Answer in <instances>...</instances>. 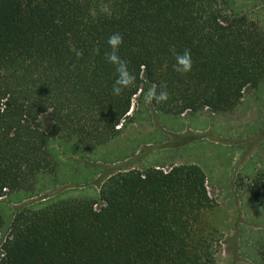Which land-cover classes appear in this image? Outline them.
<instances>
[{
    "label": "trees",
    "instance_id": "obj_1",
    "mask_svg": "<svg viewBox=\"0 0 264 264\" xmlns=\"http://www.w3.org/2000/svg\"><path fill=\"white\" fill-rule=\"evenodd\" d=\"M114 32L136 76L120 96L103 57ZM185 49L193 66L181 75L173 65ZM262 82L264 30L229 0H0V197L34 195L40 176H56L46 112L54 135L93 150L120 133L133 99L150 88L169 93L151 103L156 110L180 115L231 111ZM207 180L195 163L119 170L99 200L25 205L0 264H216L219 230L203 222L216 204ZM246 186L264 210V171ZM3 224L0 212V232ZM259 254L264 264V246Z\"/></svg>",
    "mask_w": 264,
    "mask_h": 264
},
{
    "label": "rangeland",
    "instance_id": "obj_2",
    "mask_svg": "<svg viewBox=\"0 0 264 264\" xmlns=\"http://www.w3.org/2000/svg\"><path fill=\"white\" fill-rule=\"evenodd\" d=\"M229 3L234 12L248 14L264 30V0ZM40 119L58 160L56 176H40L41 190L34 195L7 191L0 197L4 220L0 250L15 213L25 205L36 210L63 199L99 200L101 185L119 170L150 166L167 170L172 165L198 162L216 202L203 213L204 224L219 230L216 264H261L264 210L246 184L264 171V82L246 88L241 102L227 112L204 109L166 114L146 103V94L137 95L128 116L117 126L120 133L93 150L83 149L76 138L64 140L54 135L51 112Z\"/></svg>",
    "mask_w": 264,
    "mask_h": 264
},
{
    "label": "clouds",
    "instance_id": "obj_3",
    "mask_svg": "<svg viewBox=\"0 0 264 264\" xmlns=\"http://www.w3.org/2000/svg\"><path fill=\"white\" fill-rule=\"evenodd\" d=\"M123 35L119 32L110 34L106 40L107 49L103 53L105 61L114 66L116 78L112 85V94L120 96L126 89L135 84L136 76L129 70L128 61L120 56V47L123 44ZM82 53L76 51V55ZM175 54V53H174ZM193 60L190 49H185L182 55L176 56V63L173 65L174 71L184 75L192 71ZM169 99V93L166 86L161 85L159 91L156 88H150L146 94V103H162Z\"/></svg>",
    "mask_w": 264,
    "mask_h": 264
},
{
    "label": "built area",
    "instance_id": "obj_4",
    "mask_svg": "<svg viewBox=\"0 0 264 264\" xmlns=\"http://www.w3.org/2000/svg\"><path fill=\"white\" fill-rule=\"evenodd\" d=\"M4 255V250H3V247L1 248V250H0V259H1V257Z\"/></svg>",
    "mask_w": 264,
    "mask_h": 264
},
{
    "label": "crops",
    "instance_id": "obj_5",
    "mask_svg": "<svg viewBox=\"0 0 264 264\" xmlns=\"http://www.w3.org/2000/svg\"><path fill=\"white\" fill-rule=\"evenodd\" d=\"M207 131V128L206 129H204L203 130V132H206ZM194 163H197L198 165H199V163L198 162H194ZM200 166V165H199ZM202 168V167H201ZM203 169V168H202ZM204 170V169H203ZM204 172H205V170H204ZM206 173V172H205ZM207 175V174H206Z\"/></svg>",
    "mask_w": 264,
    "mask_h": 264
}]
</instances>
